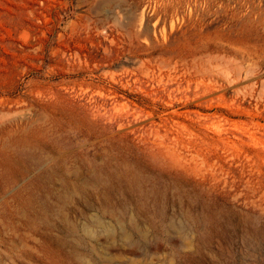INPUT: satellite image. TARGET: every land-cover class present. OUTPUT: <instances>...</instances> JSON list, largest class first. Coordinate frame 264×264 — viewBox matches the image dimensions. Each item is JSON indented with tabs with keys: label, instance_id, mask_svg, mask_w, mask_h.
Listing matches in <instances>:
<instances>
[{
	"label": "rangeland",
	"instance_id": "obj_1",
	"mask_svg": "<svg viewBox=\"0 0 264 264\" xmlns=\"http://www.w3.org/2000/svg\"><path fill=\"white\" fill-rule=\"evenodd\" d=\"M0 264H264V0H0Z\"/></svg>",
	"mask_w": 264,
	"mask_h": 264
},
{
	"label": "bare ground",
	"instance_id": "obj_2",
	"mask_svg": "<svg viewBox=\"0 0 264 264\" xmlns=\"http://www.w3.org/2000/svg\"><path fill=\"white\" fill-rule=\"evenodd\" d=\"M142 20H143V19H142ZM163 28H164V27H163ZM136 30H137V29H136ZM136 33H138V32H136ZM144 33H146V32H144ZM136 35H137V34H136ZM139 35H141V34H139ZM138 37H139V36H138ZM143 39H144V38H143ZM157 41H158V40H157ZM149 43H150V42H149ZM148 65H150V64L148 63ZM249 66H250V65H249ZM164 67H165V66H164ZM200 67H201V66H200ZM240 67H241V66H240ZM191 69H192V68H191ZM199 69H200V68H199ZM209 69H210V68H209ZM193 70H194V68H193ZM204 70H205V69H204ZM211 70H212V69H211ZM241 70H242V69H241ZM241 70H240V71H241ZM189 71H190V70H189ZM197 71H198V69H197ZM223 71H224V69H223ZM240 71H239V72H240ZM186 73H187V72H186ZM199 73H200V72H199ZM211 73H212V72H211ZM245 74H246V73H245ZM200 75H202V74H200ZM204 75H205V74H204ZM239 75H240V74H239ZM193 76H194V75H193ZM191 77H192V76H191ZM191 77H190V78H191ZM222 105H223V104H222ZM223 106H224V105H223ZM225 106H226V105H225ZM125 107H126V106H125ZM173 122H174V121H173ZM216 129H217V128H216ZM223 130H224V129H223ZM216 131H217V130H216ZM218 131H219V130H218ZM224 131H225V130H224ZM176 132H177V131H176ZM176 132H175V133H176ZM170 133H171V132H170ZM221 133H222V131H221ZM221 133H219V134H221ZM176 135H177V134H176ZM173 136H174V133H173ZM190 136H191V135H190ZM179 137H180V136H179ZM194 137H196L195 134H194ZM169 138H170V137H169ZM220 138H221V137H220ZM161 139H162V138H161ZM166 139H167V138H166ZM181 139L185 140L184 137L181 138ZM187 139H189V141H190L192 138L190 139V138L188 137ZM197 139H198V138H197ZM168 140H169V139H168ZM174 140H175V138H174ZM192 140L194 141L195 138H193ZM218 140H219V139H218ZM172 141H173V140H172ZM175 141H176V140H175ZM175 141H173V142H175ZM196 141H197V140H196ZM198 141H199V140H198ZM165 142H166V140H165ZM173 142H172V143H173ZM179 142H180V141H179ZM239 142H240V141H239ZM170 143H171V142H170ZM175 143H176V142H175ZM180 143H181V142H180ZM183 143H184V141H183ZM192 143H193V142H192ZM196 143H197V142H196ZM240 143H241V142H240ZM164 144H165V143H164ZM167 144H168V143H167ZM198 144H200V142H198ZM165 145H166V144H165ZM181 145H182V144H181ZM185 145H186V144H185ZM187 145H189V144H187ZM194 145H195V142H194ZM194 145H193V147H194ZM159 146H160V145H159ZM202 146H204L203 143H202ZM202 146H201V147H202ZM160 147H161V146H160ZM176 147H177V146H176ZM178 147H179V146H178ZM183 147H184V146H183ZM185 147H186V146H185ZM197 147H198V146H197ZM181 148H182V147H181ZM190 148H191V147H190ZM160 149H161V148H160ZM166 149H167V147H166ZM201 149H202V148H201ZM186 150H187V148H186ZM194 150H195V149H194ZM172 151H173V150H172ZM177 151H178V150H177ZM189 151H192V150L189 149ZM197 151L199 152L198 149H197ZM204 151H205V150H203V152H204ZM207 151H208V150H207ZM207 151H206V152H207ZM165 152H166V151H165ZM165 152H164V153H165ZM168 152H170V151H168ZM187 152H188V151H187ZM201 152H202V151H201ZM208 152H210V151H208ZM177 153H178V152H177ZM179 153H180V152H179ZM181 153H182V152H181ZM181 153H180V154H181ZM185 153H186V152H185ZM189 153H190V152H189ZM195 153H196V152H195ZM204 153H205V152H204ZM170 154H171V152H170ZM174 154H175V153H174ZM201 154H202V153H201ZM167 155H168V154H167ZM187 155H189V154H187ZM187 155H186V157H188ZM191 155H192V154H191ZM198 155H199V154H198ZM203 155H204V154H203ZM205 155H206V154H205ZM208 155H209V154H208ZM169 156H172V155H169ZM176 156H177V155H176ZM184 156H185V155H184ZM200 156H201V155H200ZM200 156H199V157H200ZM186 157H183L182 159H184V158L186 159ZM196 157H198V156H196ZM203 157H204V156H203ZM171 158H172V157H171ZM176 158H177V157H176ZM207 158H208V157H207ZM172 159H173V158H172ZM199 159H201V158H198V160H199ZM208 160H209V159H208ZM178 161H179V160H178ZM181 161H182V160H181ZM187 161H188V159H187ZM199 161H201V160H199ZM204 161H207V160L204 159ZM183 162H184V161H183ZM201 163H202V162H201ZM208 163H210V162H208ZM180 164H182V163H180ZM180 164H178V165L180 166ZM187 164H188V163H187ZM187 164H186V165H187ZM193 164H195V163H193ZM206 164H207V163H206ZM176 165H177V164H176ZM199 165H200V164H199ZM207 165H209V164H207ZM211 165H212V163H211ZM190 166H191V165H190ZM190 166H189V167H190ZM192 166H194V165H192ZM192 166H191V167H192ZM214 166H215V165H214ZM180 167H181V166H180ZM182 167H183V166H182ZM184 167H185V164H184ZM186 167H187V166H186ZM192 168H193V167H192ZM212 168H213V167H212ZM187 169H188V168H187ZM192 170H193V169H192ZM209 171H210V169H209ZM209 171H208V172H209ZM214 171H215V170H214ZM210 174H211V172H210Z\"/></svg>",
	"mask_w": 264,
	"mask_h": 264
}]
</instances>
